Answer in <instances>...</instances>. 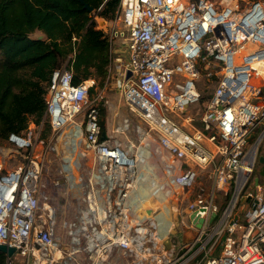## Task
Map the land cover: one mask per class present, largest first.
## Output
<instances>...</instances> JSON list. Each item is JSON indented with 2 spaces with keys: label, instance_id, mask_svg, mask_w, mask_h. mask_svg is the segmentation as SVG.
Here are the masks:
<instances>
[{
  "label": "built area",
  "instance_id": "obj_1",
  "mask_svg": "<svg viewBox=\"0 0 264 264\" xmlns=\"http://www.w3.org/2000/svg\"><path fill=\"white\" fill-rule=\"evenodd\" d=\"M94 19L110 43L107 77L142 122L137 131L145 125L157 138L155 151L166 154L162 171L149 159V142L124 144L103 128L96 100L103 107L110 101L99 94L88 105L96 80L75 83L65 62L53 73L44 120L0 145V244L15 248L6 264H117L116 250L126 264H188L200 254L196 264H264V190L259 179L252 183L264 140V0L245 7L237 0H121L117 26ZM215 76L197 126L187 108L202 96L198 83ZM131 127L124 117L114 132ZM50 155L59 161L52 186L82 195L79 215L60 224L78 246L71 253L86 255L62 251L43 178ZM204 172L210 187L200 181ZM243 191L248 205L240 218ZM220 196L229 199L225 207ZM164 202L182 227L197 232L179 249L175 221L162 230Z\"/></svg>",
  "mask_w": 264,
  "mask_h": 264
},
{
  "label": "trees",
  "instance_id": "obj_2",
  "mask_svg": "<svg viewBox=\"0 0 264 264\" xmlns=\"http://www.w3.org/2000/svg\"><path fill=\"white\" fill-rule=\"evenodd\" d=\"M84 1L92 11L81 0H0V144L12 133L22 134L30 121L44 120L53 73L65 62L75 83H105L110 43L94 17L115 19L121 0ZM36 31L42 37H33ZM0 264H6L2 251Z\"/></svg>",
  "mask_w": 264,
  "mask_h": 264
},
{
  "label": "rangeland",
  "instance_id": "obj_3",
  "mask_svg": "<svg viewBox=\"0 0 264 264\" xmlns=\"http://www.w3.org/2000/svg\"><path fill=\"white\" fill-rule=\"evenodd\" d=\"M216 4H220L222 0H213ZM240 4V7H245L247 6L250 2L254 0H237ZM104 20H107L110 23V27L117 26L118 21L115 19L108 20L103 18ZM102 23V22H101ZM41 32L36 31L35 33H32L33 37L40 36ZM117 54L113 53L112 58L116 57ZM113 60V59H112ZM116 62L114 60L112 61V71L114 73V66ZM218 79L217 76L213 77L211 80L210 79H202L199 83L198 86L201 89V98L199 102L192 106H188V111L186 114H191L194 117V122L197 126H201V117L203 113L206 110V105L208 103V100L210 98V95L212 91L214 90L216 86V80ZM94 91L90 93L89 100H88V105L93 103L99 96V94L104 95L105 99H108L110 101V104L108 106H104V113H102L101 119L104 121L105 124V129L111 132L112 134L115 135L116 138H118L121 142L124 144H133L134 147L140 146L141 143H146L149 142L150 146L149 150L152 151V153L149 156V159L155 166L156 170L160 173L162 171L164 159L166 157V154L164 152H157L155 151L157 147V138L151 134L148 133L146 126L142 125L141 131H137V125L142 123L140 122V119L138 116L130 110L128 105L126 104L123 96H122V91L121 88L117 87L114 84V81L112 78L106 79L105 83L101 86L96 82L94 85ZM100 104V107H103L101 104L102 101L98 97V100H96V103ZM124 117H129L132 121V127L130 130L122 132H114V129H117L118 126L121 124L122 120ZM115 119V120H114ZM47 131V136L46 138L50 135V131L48 130L47 125H45L43 133ZM261 132L260 130H257L250 136V143L253 144L257 137L259 136ZM1 146H8V141H5L0 144ZM264 157V140L259 146L258 149V160L257 164L253 173L252 177V183L254 185V180L259 179L260 184L262 185V188L264 190V161L260 162V157ZM59 167V161L54 157L53 155L49 156V161L45 163L44 170H43V178L44 181L48 185V189L53 193L54 199L53 203L57 208V216L59 219H65L66 218V213L69 211L66 209V203L68 197L65 195L64 191H60L59 189H54L52 186V180L56 177V172ZM201 183L205 187H210L211 181L210 178L208 177V172L201 173L200 177ZM198 185H196V188L193 192H190L186 195L187 199H192L193 195L196 192ZM243 195H245V191L241 194V197L239 199V203L235 209V215H238L240 218L243 217V209L247 207L248 203L243 199ZM231 198V197H229ZM229 199L227 197L220 196V202L219 204L222 207H225L228 203ZM166 202L163 203V207L159 211V219L162 222V230L163 232H167L170 228L171 222L176 223L175 228L173 229L174 232L178 233L176 236V249H179L183 243L191 242L197 235V232L192 229H188L187 227H182L179 222L177 221L178 219L173 215V213L168 209V207L165 205ZM199 244L196 245V247ZM195 247V248H196ZM194 248V249H195ZM213 255H217L220 253V245L213 250ZM203 254L198 255L195 259L191 260L188 264H196L198 260L202 257Z\"/></svg>",
  "mask_w": 264,
  "mask_h": 264
},
{
  "label": "crops",
  "instance_id": "obj_4",
  "mask_svg": "<svg viewBox=\"0 0 264 264\" xmlns=\"http://www.w3.org/2000/svg\"><path fill=\"white\" fill-rule=\"evenodd\" d=\"M54 189H59L60 191H64L65 195L68 197L67 203H66L67 204L66 209H68L69 211L66 213L65 219H71V220L75 219L79 215L81 209L84 207L81 193H79L76 189H73V190L70 189L64 183L61 185L60 188L54 187ZM53 199H54V195L52 193V204L54 205ZM54 207L56 208L55 205ZM59 220L60 221L57 226V235L60 238L61 248H62V251H64V255H86L84 251L82 250L75 252V253H71L76 248H78V246L71 242V239L67 235V232L65 231V229H63V227L60 224L62 219H59ZM59 254L60 252L56 251L55 255H59ZM111 255H116L115 259L117 261V264H126V259L120 256V255H123L120 251L116 250Z\"/></svg>",
  "mask_w": 264,
  "mask_h": 264
},
{
  "label": "water",
  "instance_id": "obj_5",
  "mask_svg": "<svg viewBox=\"0 0 264 264\" xmlns=\"http://www.w3.org/2000/svg\"><path fill=\"white\" fill-rule=\"evenodd\" d=\"M81 2L84 4V7H85L86 9H88L89 11H92V7L89 6L88 3H86L84 0H81ZM40 37H42V35H41ZM105 137H106V132L104 131V132L102 133V138L105 139ZM263 161H264V157L261 156V157H260V162H263ZM215 216H216V214H213V215H212V219H213ZM191 217H192V218L195 217V213H193V214L191 215ZM203 223H204V219H203V218H199V222L197 223V226H198V227H202ZM0 251H2V252H4L5 254L11 256V255H13V254L15 253V248H13V247H8V246L5 245V244H0Z\"/></svg>",
  "mask_w": 264,
  "mask_h": 264
},
{
  "label": "bare ground",
  "instance_id": "obj_6",
  "mask_svg": "<svg viewBox=\"0 0 264 264\" xmlns=\"http://www.w3.org/2000/svg\"><path fill=\"white\" fill-rule=\"evenodd\" d=\"M115 120V119H114Z\"/></svg>",
  "mask_w": 264,
  "mask_h": 264
}]
</instances>
